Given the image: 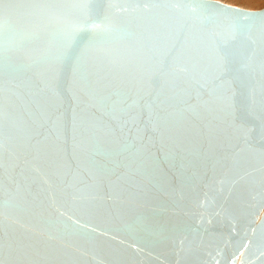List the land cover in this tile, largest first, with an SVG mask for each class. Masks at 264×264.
I'll return each instance as SVG.
<instances>
[{"label":"water","instance_id":"obj_1","mask_svg":"<svg viewBox=\"0 0 264 264\" xmlns=\"http://www.w3.org/2000/svg\"><path fill=\"white\" fill-rule=\"evenodd\" d=\"M0 239V264H264V8L0 0Z\"/></svg>","mask_w":264,"mask_h":264},{"label":"bare ground","instance_id":"obj_2","mask_svg":"<svg viewBox=\"0 0 264 264\" xmlns=\"http://www.w3.org/2000/svg\"><path fill=\"white\" fill-rule=\"evenodd\" d=\"M231 3H235V4H239V5H244V6H250V5H254V4H256V3H258V0H232V2ZM29 161H30V159H29ZM28 163V165L30 164L31 166H32V168L35 170V171H39V172H41V170L39 169L38 170V168H42V167H39V166H37V164L34 162V163H29V162H27ZM229 171V170H228ZM15 172H16V170H15ZM230 173H231V171H230ZM6 180L7 181H10V179H9V176L8 177H6ZM9 183H6L5 185L7 186ZM123 211V210H122ZM122 211L120 212H116V213H119V215L120 216H124V217H128L127 215H126V213H122ZM27 230H23V231H21V232H26ZM24 234V233H23ZM27 235V234H26ZM23 238L25 239V237L23 236ZM3 242V240H1L0 239V244ZM5 244V243H4ZM208 247H209V243L203 248V249H205V248H207L208 249ZM119 251H121V252H123V253H126L124 250H119ZM69 253V252H68ZM66 257V258H65ZM65 261L66 260H69L72 256H71V253H69V254H65ZM64 262V261H63ZM59 263H62V262H60V261H58V263H56V262H54V264H59ZM27 264H34V263H32V262H30V263H27Z\"/></svg>","mask_w":264,"mask_h":264},{"label":"rangeland","instance_id":"obj_3","mask_svg":"<svg viewBox=\"0 0 264 264\" xmlns=\"http://www.w3.org/2000/svg\"><path fill=\"white\" fill-rule=\"evenodd\" d=\"M215 1H218L220 3L226 4V5H229V6H234V7H237V8L246 9V10H252V11L260 10V9L264 8V5H261L259 2L254 4V5L244 6V5H239V4H235V3H226V2H224V0H215Z\"/></svg>","mask_w":264,"mask_h":264},{"label":"clouds","instance_id":"obj_4","mask_svg":"<svg viewBox=\"0 0 264 264\" xmlns=\"http://www.w3.org/2000/svg\"><path fill=\"white\" fill-rule=\"evenodd\" d=\"M224 2H226V3H231L232 0H224ZM258 2H259L261 5H264V0H258Z\"/></svg>","mask_w":264,"mask_h":264},{"label":"snow or ice","instance_id":"obj_5","mask_svg":"<svg viewBox=\"0 0 264 264\" xmlns=\"http://www.w3.org/2000/svg\"><path fill=\"white\" fill-rule=\"evenodd\" d=\"M229 11H231V10L229 9Z\"/></svg>","mask_w":264,"mask_h":264}]
</instances>
